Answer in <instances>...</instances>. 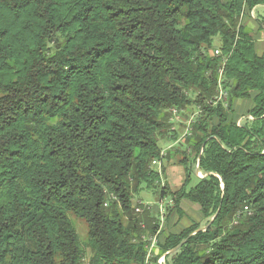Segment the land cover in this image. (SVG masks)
Here are the masks:
<instances>
[{"label": "trees", "instance_id": "obj_1", "mask_svg": "<svg viewBox=\"0 0 264 264\" xmlns=\"http://www.w3.org/2000/svg\"><path fill=\"white\" fill-rule=\"evenodd\" d=\"M263 5L0 0V264H147L145 190L199 204L207 225L217 215L149 264H264V54L243 24ZM222 68L229 97L216 103ZM239 100L254 103L247 117ZM174 109L201 110L177 192L152 168L179 138Z\"/></svg>", "mask_w": 264, "mask_h": 264}, {"label": "crops", "instance_id": "obj_2", "mask_svg": "<svg viewBox=\"0 0 264 264\" xmlns=\"http://www.w3.org/2000/svg\"><path fill=\"white\" fill-rule=\"evenodd\" d=\"M254 13V16L252 15ZM243 24L246 25L251 31L252 36L256 42L257 50L260 55L264 54V5L258 6L250 13H247L243 17ZM243 102H250V107L246 110L247 113L252 110L254 103L251 100H239L234 104L235 112L238 106H242ZM241 103V104H240ZM189 111L187 112V114ZM186 114V115H187ZM246 115V114H245ZM237 116V118H244L245 116ZM186 118L183 117L182 122L175 124L174 131L179 134L178 140L170 142L164 140L162 142V151L164 153V159L161 161V169L163 171L162 181L168 186L171 192H177L182 189L185 184L186 173L185 168L180 164L181 156L179 151L187 150L191 153L189 147L182 143L181 136L186 130ZM196 175L201 173L196 167ZM202 174V173H201ZM203 175V174H202ZM155 195V194H154ZM143 202L139 200L134 203L137 204ZM151 205V209H146L143 213L144 218L147 220L143 223L147 235L149 238L157 235L158 243H165L170 235H179L184 230L190 228L194 224L201 225L202 228L206 227L207 220L204 218L201 206L197 203L191 202L188 199H182L179 203V207L175 208L172 197L161 198L158 196L156 202H143ZM150 222V223H149ZM152 229L158 226L155 234L152 235L150 227Z\"/></svg>", "mask_w": 264, "mask_h": 264}, {"label": "built area", "instance_id": "obj_3", "mask_svg": "<svg viewBox=\"0 0 264 264\" xmlns=\"http://www.w3.org/2000/svg\"><path fill=\"white\" fill-rule=\"evenodd\" d=\"M252 15L254 16V13L253 12H252ZM220 54H221V52L219 50H216L215 51V55L216 56H219ZM225 64H226V62L223 65H225ZM223 70H224V68H222L221 71H220L221 77H220V81H219V95L215 99V102L216 103L221 102V101L223 102L224 100H226L229 97L228 92L225 91L223 89V86H222V74H223ZM200 113H201V110L199 109L196 114H194L192 116L190 115L188 117V119L186 120V130L183 133V135L181 137V140L185 141L187 138H189V137L192 136V134H193V128H192V126H193V124L195 122L196 116L198 114H200ZM184 114H187V112L185 110H177V109H174L172 111V118H171V123H172V126H173L172 127V130H174L175 124L182 122V119H183V115ZM249 118L251 119V117H249ZM243 121H244V119H240L237 122V125L238 126H241L242 123H243ZM162 155L164 156V153H162ZM152 168H157L158 171H159V173H160V175L162 176V169H161L162 167H161V162L160 161H157V160L153 161ZM197 176L200 177V178L203 177V175L201 173H199V172H198ZM146 209H151V205L148 204V203H141V202H139L138 203V206L136 207V212L138 214H143ZM142 227L145 229L144 226H142ZM144 239L145 240H149L150 243H151V246L149 248L148 260H147V264H149V261H150V259L152 257V251H153V249L158 244V237H157V235H155L154 237H150L149 238L148 236L145 235L144 236ZM158 264H165V257L160 258L159 261H158Z\"/></svg>", "mask_w": 264, "mask_h": 264}, {"label": "rangeland", "instance_id": "obj_4", "mask_svg": "<svg viewBox=\"0 0 264 264\" xmlns=\"http://www.w3.org/2000/svg\"><path fill=\"white\" fill-rule=\"evenodd\" d=\"M218 40L219 39H216L215 40V45L216 46H218ZM241 104V103H240ZM250 102H243L242 103V106H238L237 107V111L238 112H235V114H234V116L235 117H237V116H243V115H248V113H247V109L250 107ZM193 110H190L189 111V113L186 115V114H184L183 115V117L184 118H186V119H188V117L190 116L189 114L192 112ZM245 115V116H246ZM197 182H198V179H197V176H196V174H194L193 176H192V178H191V180H190V182H189V184H188V189H191L192 187H194L196 184H197ZM157 199H158V195L157 194H153L152 192H150V191H147V190H145V191H143L139 196H137V197H135V201H139V200H142L143 202L145 201V202H147V201H149V202H156L157 201ZM136 205H138V204H136ZM140 215H143V214H140ZM77 228H78V231H79V233H80V235H81V238L83 239V240H86L87 239V232H88V229H87V226H86V224L84 223V222H77ZM145 235H147V234H145Z\"/></svg>", "mask_w": 264, "mask_h": 264}, {"label": "water", "instance_id": "obj_5", "mask_svg": "<svg viewBox=\"0 0 264 264\" xmlns=\"http://www.w3.org/2000/svg\"><path fill=\"white\" fill-rule=\"evenodd\" d=\"M198 170H199V166H198ZM216 216L212 219V221L206 227H204L202 229L203 231H206L211 226V223L214 221V219L216 218ZM184 243H185V241L181 245H179L176 249H174L173 251L169 252V254H175V253H177L182 248V246L184 245Z\"/></svg>", "mask_w": 264, "mask_h": 264}]
</instances>
